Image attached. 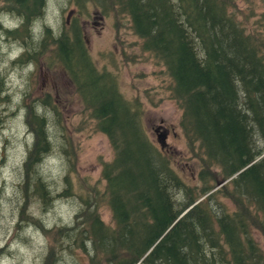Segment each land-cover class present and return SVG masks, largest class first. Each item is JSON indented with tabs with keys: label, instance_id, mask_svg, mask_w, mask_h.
Instances as JSON below:
<instances>
[{
	"label": "trees",
	"instance_id": "obj_1",
	"mask_svg": "<svg viewBox=\"0 0 264 264\" xmlns=\"http://www.w3.org/2000/svg\"><path fill=\"white\" fill-rule=\"evenodd\" d=\"M7 1H19L26 27L39 17L37 1L41 9L45 3ZM75 1L80 7L94 1L104 11L113 2L142 50L164 65L191 158L200 163V184L191 188L149 136L143 106L123 97L108 74L96 75L78 31L52 36L45 29V43L49 36L56 61L113 152L101 167V197L114 225L101 219L96 202L79 196L72 227L58 230L68 233L62 245L89 255L88 264H264L255 237L257 231L264 235V25L261 31L246 29L236 19L234 0ZM260 18L264 24V11ZM44 104H52L49 96ZM36 112L29 106L35 139L22 184L46 203L49 185L33 165L51 146L45 116ZM32 222L47 231L40 220Z\"/></svg>",
	"mask_w": 264,
	"mask_h": 264
},
{
	"label": "rangeland",
	"instance_id": "obj_2",
	"mask_svg": "<svg viewBox=\"0 0 264 264\" xmlns=\"http://www.w3.org/2000/svg\"><path fill=\"white\" fill-rule=\"evenodd\" d=\"M6 1L0 0V264H88L89 255L80 250L71 253L68 245H62L60 241L68 233L60 235L58 230L72 227L81 205L79 196L96 202L101 219L114 225L101 197L105 186L101 167L113 152L108 137L96 129L84 108L76 84L56 61L49 36L45 43V29H50L52 36L78 31L96 75L108 74L123 97L143 106L144 126L160 148L155 128L159 134L167 130L163 150L193 189L199 183L200 163L191 158L180 127L181 110L171 97L172 82L164 65L142 50L141 39L134 34L126 15L115 12L117 5L109 4L107 12L94 1H85L80 7L75 0H45L41 9L37 1L39 17L26 27L19 1ZM234 3L236 19L246 29H263V0ZM46 96L52 104L43 105ZM29 106L45 116L51 146L33 165L36 174L40 173L49 185L46 203L35 195L32 185L28 190L22 184L26 157L35 139L27 122ZM220 201L232 204L224 196ZM36 220L47 228L46 232L33 227L32 221ZM255 235L264 248L263 233L257 231Z\"/></svg>",
	"mask_w": 264,
	"mask_h": 264
},
{
	"label": "water",
	"instance_id": "obj_3",
	"mask_svg": "<svg viewBox=\"0 0 264 264\" xmlns=\"http://www.w3.org/2000/svg\"><path fill=\"white\" fill-rule=\"evenodd\" d=\"M165 133L164 132H162L159 136L161 137V138H159L158 140H159V143L161 144V147H164V144H165V142L163 141V139L165 138V135H164ZM221 184H223L222 182H219L217 185H221Z\"/></svg>",
	"mask_w": 264,
	"mask_h": 264
},
{
	"label": "flooded vegetation",
	"instance_id": "obj_4",
	"mask_svg": "<svg viewBox=\"0 0 264 264\" xmlns=\"http://www.w3.org/2000/svg\"><path fill=\"white\" fill-rule=\"evenodd\" d=\"M21 11H22V8L20 9ZM22 13V12H21ZM24 32V30L23 31H21V34ZM16 61H20V60H16ZM21 61H22V58H21ZM155 132H158L157 133V138L159 139V138H161L159 135L162 133V132H164L165 134V136H166V134H167V130H164V131H162L160 134H159V130H158V128H155Z\"/></svg>",
	"mask_w": 264,
	"mask_h": 264
},
{
	"label": "bare ground",
	"instance_id": "obj_5",
	"mask_svg": "<svg viewBox=\"0 0 264 264\" xmlns=\"http://www.w3.org/2000/svg\"><path fill=\"white\" fill-rule=\"evenodd\" d=\"M30 10H31V9H30ZM25 19H26V18H25ZM186 211H188V210H186ZM186 211H185V212H186Z\"/></svg>",
	"mask_w": 264,
	"mask_h": 264
}]
</instances>
